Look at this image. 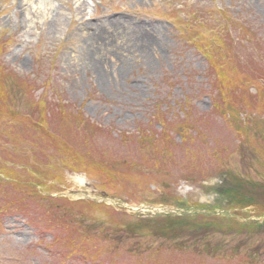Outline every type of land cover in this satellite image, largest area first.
<instances>
[{
  "label": "rangeland",
  "instance_id": "374dc122",
  "mask_svg": "<svg viewBox=\"0 0 264 264\" xmlns=\"http://www.w3.org/2000/svg\"><path fill=\"white\" fill-rule=\"evenodd\" d=\"M263 212L264 0H0V264H264Z\"/></svg>",
  "mask_w": 264,
  "mask_h": 264
},
{
  "label": "trees",
  "instance_id": "16d2710c",
  "mask_svg": "<svg viewBox=\"0 0 264 264\" xmlns=\"http://www.w3.org/2000/svg\"><path fill=\"white\" fill-rule=\"evenodd\" d=\"M225 60V59H224Z\"/></svg>",
  "mask_w": 264,
  "mask_h": 264
}]
</instances>
